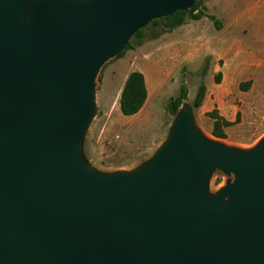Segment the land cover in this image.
Wrapping results in <instances>:
<instances>
[{
    "label": "water",
    "instance_id": "95a60500",
    "mask_svg": "<svg viewBox=\"0 0 264 264\" xmlns=\"http://www.w3.org/2000/svg\"><path fill=\"white\" fill-rule=\"evenodd\" d=\"M193 3L0 0V264H264V137L226 146L185 108L132 173L81 156L101 67Z\"/></svg>",
    "mask_w": 264,
    "mask_h": 264
},
{
    "label": "rangeland",
    "instance_id": "374dc122",
    "mask_svg": "<svg viewBox=\"0 0 264 264\" xmlns=\"http://www.w3.org/2000/svg\"><path fill=\"white\" fill-rule=\"evenodd\" d=\"M210 1L194 0L193 6L198 4L194 14L209 15ZM256 6L263 11L264 0ZM153 21L140 29L139 36H132L123 55L107 61L95 78L94 113L80 151L87 166L99 174L132 173L149 164L185 108L205 137L226 146L249 150L264 137V31H233L221 20L216 29L207 16L195 20L190 14L172 29L161 18ZM132 71L143 74L147 100L137 114L124 116L119 99ZM201 85L206 95L194 107ZM182 86L186 97L173 114L167 105ZM213 113L231 123L222 139L211 134ZM232 180V174L214 169L205 192L217 195Z\"/></svg>",
    "mask_w": 264,
    "mask_h": 264
},
{
    "label": "trees",
    "instance_id": "16d2710c",
    "mask_svg": "<svg viewBox=\"0 0 264 264\" xmlns=\"http://www.w3.org/2000/svg\"><path fill=\"white\" fill-rule=\"evenodd\" d=\"M198 4H195L191 9L187 11H177L172 16L161 18L164 22V25L169 28H175L182 25L185 21L186 14H190L191 17L195 20H199L203 16H207L211 21H213L216 29L221 28V23L215 16L209 14L205 15L203 12L199 11L194 14V11L197 9ZM157 20H154L153 23H156ZM140 30L137 31L133 36H139ZM130 44L127 43L125 48H129ZM124 53L122 50L116 57H121ZM206 95V87L201 85L196 93V96L193 100V106L199 107ZM186 97V89L184 86L180 88L178 95L171 99L167 105L168 111L171 113H175L181 106L182 101ZM147 100V87L145 83L144 76L139 71H132L128 74L124 86L122 88L120 99H119V108L120 112L124 116H131L137 114L142 107L144 106ZM214 122L211 134L213 137L222 139L225 137L224 128L228 127L231 123L226 121L223 118L218 117L215 113H213Z\"/></svg>",
    "mask_w": 264,
    "mask_h": 264
},
{
    "label": "crops",
    "instance_id": "0c3cea01",
    "mask_svg": "<svg viewBox=\"0 0 264 264\" xmlns=\"http://www.w3.org/2000/svg\"><path fill=\"white\" fill-rule=\"evenodd\" d=\"M257 1L211 0L206 6L211 15L227 23L233 31H264V10L255 8Z\"/></svg>",
    "mask_w": 264,
    "mask_h": 264
}]
</instances>
